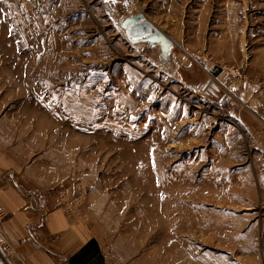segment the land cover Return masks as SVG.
Returning a JSON list of instances; mask_svg holds the SVG:
<instances>
[{
  "label": "rangeland",
  "instance_id": "1",
  "mask_svg": "<svg viewBox=\"0 0 264 264\" xmlns=\"http://www.w3.org/2000/svg\"><path fill=\"white\" fill-rule=\"evenodd\" d=\"M138 15L170 47L133 41ZM240 113L264 115V0H0L1 150L31 212L110 264H264V139ZM7 218L0 264H21Z\"/></svg>",
  "mask_w": 264,
  "mask_h": 264
},
{
  "label": "crops",
  "instance_id": "2",
  "mask_svg": "<svg viewBox=\"0 0 264 264\" xmlns=\"http://www.w3.org/2000/svg\"><path fill=\"white\" fill-rule=\"evenodd\" d=\"M243 97L245 99L246 94ZM254 102L249 104L261 106L258 101ZM243 104L247 102L243 101ZM234 121L239 128L253 136L258 131L261 135L259 137L264 139V115L244 119L240 113V117H234ZM1 149L0 147V210H4L8 216L3 228L15 242L23 260L21 264H110L99 240L87 229L73 223L65 211L59 209L46 214L42 210L31 212L30 207L34 202L24 189L28 182H24L25 176L19 172L23 168L10 164ZM254 150L261 155L259 165L256 162V166H259L256 169L262 171L259 177H255L252 185L260 187L259 192H264V143L260 149ZM253 192L257 193L258 189H253Z\"/></svg>",
  "mask_w": 264,
  "mask_h": 264
},
{
  "label": "water",
  "instance_id": "3",
  "mask_svg": "<svg viewBox=\"0 0 264 264\" xmlns=\"http://www.w3.org/2000/svg\"><path fill=\"white\" fill-rule=\"evenodd\" d=\"M144 17L142 15H138L136 17L127 18L123 23V28L126 29L127 35L133 40L136 41L135 38L138 36L145 35L147 29L154 28V32L151 36L145 39V42H157L160 44L162 49H166L170 47L171 43L169 39L159 31L156 27H153L149 22H145L143 24H138ZM136 24L138 26H136ZM137 33V34H136Z\"/></svg>",
  "mask_w": 264,
  "mask_h": 264
},
{
  "label": "flooded vegetation",
  "instance_id": "4",
  "mask_svg": "<svg viewBox=\"0 0 264 264\" xmlns=\"http://www.w3.org/2000/svg\"><path fill=\"white\" fill-rule=\"evenodd\" d=\"M145 22H146V20L143 19V20H141L140 22H138V24H139V23H140V24H143V23H145ZM136 26H138V25L136 24ZM147 30H148V31H146L145 35H143V36H138V37L135 38V40H136V41H144V42H145V39L153 34V32H154V28H152V29L149 28V29H147ZM126 34H127V33H126ZM136 34H137V33H136Z\"/></svg>",
  "mask_w": 264,
  "mask_h": 264
},
{
  "label": "built area",
  "instance_id": "5",
  "mask_svg": "<svg viewBox=\"0 0 264 264\" xmlns=\"http://www.w3.org/2000/svg\"><path fill=\"white\" fill-rule=\"evenodd\" d=\"M230 72L231 73H233V74H238V75H240V73H241V69H237V68H235V67H232L231 69H230Z\"/></svg>",
  "mask_w": 264,
  "mask_h": 264
},
{
  "label": "bare ground",
  "instance_id": "6",
  "mask_svg": "<svg viewBox=\"0 0 264 264\" xmlns=\"http://www.w3.org/2000/svg\"><path fill=\"white\" fill-rule=\"evenodd\" d=\"M126 30V29H125ZM126 33H127V31H126ZM159 44V43H158Z\"/></svg>",
  "mask_w": 264,
  "mask_h": 264
},
{
  "label": "trees",
  "instance_id": "7",
  "mask_svg": "<svg viewBox=\"0 0 264 264\" xmlns=\"http://www.w3.org/2000/svg\"><path fill=\"white\" fill-rule=\"evenodd\" d=\"M93 242H94V240H93Z\"/></svg>",
  "mask_w": 264,
  "mask_h": 264
}]
</instances>
